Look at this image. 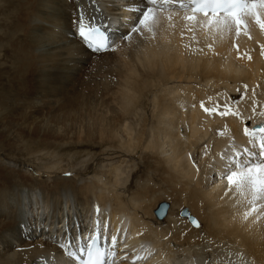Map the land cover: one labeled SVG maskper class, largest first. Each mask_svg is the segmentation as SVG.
<instances>
[{
  "label": "bare ground",
  "instance_id": "obj_1",
  "mask_svg": "<svg viewBox=\"0 0 264 264\" xmlns=\"http://www.w3.org/2000/svg\"><path fill=\"white\" fill-rule=\"evenodd\" d=\"M130 1L131 8L124 11L118 2L109 4L112 0H22L24 16L19 19L15 15L8 24L9 37L15 36L17 41L22 34L24 40L21 52L14 51L12 55L21 65L33 69L36 84L49 90L57 86L58 78L75 77L91 59L111 56L110 49L93 53L83 44L76 35L78 15L83 16L87 25L104 11L113 16L122 14V20L127 19L126 26L134 34L127 39V45L122 44L125 57L136 63L129 68L139 77L126 80L125 106L145 90L154 87L159 90L161 84L177 82L176 86L158 94L152 90L151 111L155 118L151 126L140 125L136 130L128 125L122 131L129 146L142 139L139 146L144 154L148 158L159 156L161 165L153 169L149 160L143 161L148 164L150 175L137 185L128 203L117 190L110 189L117 185L120 166H112L109 171L110 177H114L113 184L100 180L77 183L75 177L65 175L39 184L24 169L11 165L26 189L18 188L0 170V264H74L69 253H78L94 231H106L102 215L106 214L107 206L109 224L112 222L119 229L110 235H116L118 241L114 254L117 258L115 263L110 259L109 264H167V261L195 264L189 255L180 258L170 254V243L162 240L164 233L171 234V240L183 250H195V255L210 239L225 253L215 260L216 264H264V215L261 213L264 187H260L264 158L253 159L246 153L247 149L256 148V140L262 136L255 130V124L264 121V0H253L245 11L238 12L243 21L240 25L234 17H200L176 5L172 12L158 13L164 25L150 38L149 32L144 37L143 31L147 29H141V21L152 7L145 0ZM134 1L141 2L138 8ZM187 15L194 18L188 20ZM218 55L223 60L215 62ZM210 57L214 60L209 66ZM199 79L212 88L193 89L192 83ZM258 79L261 85L254 87V97L240 96L239 105L229 104L232 102L229 97L237 93L236 81L252 85ZM216 107L221 111H208ZM214 134L221 139L211 140L210 151L209 147L203 148ZM238 144L242 147L235 151ZM232 151L235 156L242 155L243 160L247 158L248 164L239 166L247 167L240 170L251 171L243 181L229 185L225 184V176L240 171L239 162L229 161ZM222 161L229 167L228 174H224ZM209 163L216 172L211 181ZM36 191L43 204L33 197L34 206L42 212L41 216L35 212L32 223L27 222V231L22 207L25 198L34 196ZM231 191L236 192V198L230 199ZM162 199L171 204L162 219L165 229L155 227L160 220L152 213ZM63 204L67 208L65 214ZM30 205H27L29 210L34 208ZM182 207L188 210L183 209L177 215ZM226 214L230 216L227 221ZM189 216L201 222V226H192ZM78 229L82 233L73 234ZM111 237L107 242L101 239V243L108 244ZM129 245L130 249L123 251ZM106 250L112 253L111 248ZM228 255L230 259H226ZM133 256L137 257L136 261Z\"/></svg>",
  "mask_w": 264,
  "mask_h": 264
},
{
  "label": "rangeland",
  "instance_id": "obj_2",
  "mask_svg": "<svg viewBox=\"0 0 264 264\" xmlns=\"http://www.w3.org/2000/svg\"><path fill=\"white\" fill-rule=\"evenodd\" d=\"M112 1L109 4L114 5L118 2L124 8V11L128 8L130 9L132 6L130 5V0ZM21 3L22 0H9V3L6 0L5 2L4 0H0V170L9 179H12L13 184L18 188L26 189L25 184L19 180L17 172L11 165H15V169H24V171L31 174L30 177L35 180L34 182L39 184L45 181L50 182L62 175L73 179L75 177L77 183L100 180L101 182L113 184L114 177H110L109 171L112 166H120V172L116 175V179H118L117 185L114 188L110 187V189L117 190L121 199H125V203H128L129 197L135 191L137 185H141L146 177L150 175L147 169L148 164H145L143 161L149 160L151 162L149 165L153 169H155V166L161 165V163L159 156L148 158L144 154L141 146H139L142 139L135 145L129 146L126 143V137L122 131L128 125L135 127L136 130L139 129L140 125L144 127L151 126L155 118V113L151 111L152 101L154 100L153 91L158 94L167 88L176 86L177 82L174 81L168 85H165V83L161 84L159 90H156L154 87L152 89L153 91L145 90L141 95L133 93L134 96L138 95V98L133 99L128 106H125L123 97L125 94L126 80L139 77L136 71L130 70L132 65L136 63H133L129 58L125 57L126 51L122 44H128L127 39L123 38L125 35L128 34V38H131V35L134 34H131L132 29L126 26L127 19L122 20V14L113 16L111 13L109 15V11L103 10L104 13L100 14V16L106 20L113 30L111 44L113 43L115 45L116 50L113 51L110 48V57L91 59L75 77L67 79L60 77L58 78L57 86L49 90L44 89L41 84L35 83L34 78L36 77L33 74V69L29 65H21L18 59L16 58L15 60L12 55L14 51L21 52L24 42L22 34L18 36L17 41H14L15 36L9 37L11 27L8 26V24L10 25L13 22L15 15L19 19H22L24 16L25 10L20 6ZM138 4L140 6L141 2L134 1V5L137 8L139 7ZM16 5L18 7H15ZM149 5L151 6V4ZM151 7V16L146 22L141 23V29H147L146 32L143 31L144 37L149 32V38L153 34L159 33V26L164 25V22L157 17L158 13L163 14L174 11L173 9ZM100 9L102 10V8ZM118 16L119 19L116 20ZM123 32L126 33L123 34ZM212 54L208 55L211 56ZM216 57L218 61L215 60V62L223 60L219 55ZM262 59L264 60V52ZM213 60L212 57L207 60L209 66ZM130 66L131 68H129ZM200 81L194 80L195 83L193 82L192 85L190 83V85L193 86V89L203 87L204 89L212 88L211 86L208 87L202 80ZM163 85L165 86L164 88ZM260 85L259 79L252 85L236 81L234 86L237 88V93L229 97V100L232 99V102L229 104L231 106L239 105L241 102L240 96L243 99H251L255 95L256 88L254 89V87ZM214 138L216 140L221 139L218 135L214 134L210 137L209 141L202 145L203 148L209 147L210 151L213 148V145H210V143H212L211 140ZM238 145H234L236 146L235 151L237 149L239 150L240 146L242 147V145ZM230 153L229 161H237L239 162V166L247 163V158L243 160L242 155H239L240 158L238 159L233 151ZM191 155L195 162L194 154ZM210 164L212 163H209V167L211 166ZM221 165H223V161ZM226 166L228 167L226 164L223 165L225 169L224 174L230 172L229 167L227 169ZM241 168L239 167L238 170ZM154 172L161 173L156 170ZM210 173L211 181L214 180L213 174L216 173L215 168H211ZM225 184H228L227 181ZM106 186L108 187V185ZM236 195L235 191H231L230 199L236 198ZM33 197H37L40 204H43L41 195L37 194V191L34 196L25 198L26 201L24 200L23 203L25 206L22 207L24 230H27V222L32 223L33 216L36 217L35 212L37 216H41L42 209L40 207L37 208V205L34 206L35 199ZM161 201L168 202L171 207L170 201L165 199ZM146 202H149V200ZM29 203L34 208L27 209ZM61 207L65 214L66 206L63 204ZM183 209L186 208H180L177 215H180ZM262 209H264V204ZM106 210V214L102 215L104 216V227L107 229V235L111 237L110 235L115 234L113 230L116 229L118 232L119 229L114 223L110 222L109 224L107 220V214L109 212L108 206ZM261 213L264 215V210ZM224 217L226 218L225 221H227V218L229 219L230 216L226 214ZM163 220H160L157 225L153 221L155 227L165 229L166 224L162 223ZM199 225L201 226V222H199ZM81 231V229H78L73 234H77L78 232L81 234ZM163 237V242L170 243V254L176 257L179 256L180 258L189 255L195 264H202V262H204L203 264H216L215 260L221 257V255H225L224 252H220V249H217L212 244L210 239L206 241L208 245L205 244L204 249L196 250L195 255V250H188L187 252L180 245L175 244L171 240V234L164 233ZM117 241L111 239L108 244H104L107 249L111 248L112 255L115 254V242ZM113 244H115L114 247ZM147 245L151 247V243ZM118 246L121 247L120 242ZM123 249V251H127L130 249V245L123 247ZM218 254L219 256L213 257V255ZM116 258V255H114L112 263H115ZM226 259H230V255ZM167 264H174V262L171 261L169 263L167 261Z\"/></svg>",
  "mask_w": 264,
  "mask_h": 264
},
{
  "label": "snow or ice",
  "instance_id": "obj_3",
  "mask_svg": "<svg viewBox=\"0 0 264 264\" xmlns=\"http://www.w3.org/2000/svg\"><path fill=\"white\" fill-rule=\"evenodd\" d=\"M242 10L243 9H238V10H235V11L229 13L231 16H233L235 18V21L238 25L243 23V21L241 19H239V16H238V12L242 11ZM151 14H152L151 10L146 11L144 13V19L141 21V23L143 24L144 22H146L147 19L151 16ZM185 18L188 20H191L194 17L192 15H187ZM133 31H135V29ZM76 35H78L80 37L83 44L93 53H100L103 51H107L110 48L113 51L116 50L115 45L113 43L109 44L108 35L104 31H101L98 27H96L94 25H91V24L86 25L83 16L78 15V17H77ZM124 38L128 39V34L125 35ZM208 111H211L213 113H217V112H220L221 110L219 107H216L214 109H209ZM247 128L248 127L245 126V129H247ZM259 134H264V127L259 128L258 135ZM258 150H259V154L261 155V157L264 158V135H262L260 138ZM237 167H239V165H237ZM250 171H251V169H242L240 171L230 172L228 175L225 176V180L227 181V183L229 185L236 184L240 181H243L247 172H250ZM96 210L98 211V207ZM193 219L195 220V223L192 225L194 227L198 228L200 226L199 221L195 218H193ZM191 223H192V221H191ZM111 239L117 240L118 237L116 235H113L111 237ZM92 244H97V234H93L91 239L88 240L86 251L84 250L83 247H81L80 255L78 257L76 255V253H75V255H72L69 253V255L74 257L77 260V264H104L103 261L97 260L92 255V253H93ZM114 246H115V244H113V247ZM85 256H89V258L85 259ZM136 259H137V257L133 256V261H136ZM104 260H105V254H104Z\"/></svg>",
  "mask_w": 264,
  "mask_h": 264
},
{
  "label": "water",
  "instance_id": "obj_4",
  "mask_svg": "<svg viewBox=\"0 0 264 264\" xmlns=\"http://www.w3.org/2000/svg\"><path fill=\"white\" fill-rule=\"evenodd\" d=\"M168 208H169V203L168 202L160 201V202H158L156 207L153 209L152 213L154 214L156 219L162 220L166 216ZM193 218L194 217L189 216L190 222L192 221L191 225L195 223V220Z\"/></svg>",
  "mask_w": 264,
  "mask_h": 264
}]
</instances>
